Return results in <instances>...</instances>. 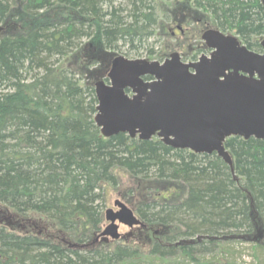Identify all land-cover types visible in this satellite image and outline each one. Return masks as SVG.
Masks as SVG:
<instances>
[{"label":"trees","instance_id":"obj_1","mask_svg":"<svg viewBox=\"0 0 264 264\" xmlns=\"http://www.w3.org/2000/svg\"><path fill=\"white\" fill-rule=\"evenodd\" d=\"M14 2L0 0L6 29ZM19 2L18 12L31 16L30 23L0 33V202L22 215L52 219L73 241L2 226L0 264H201V254L227 250L236 241L264 250L252 235L253 215L264 223V138L226 137L230 164L216 151L173 147L156 135L142 139L121 131L105 136L94 120L95 81L83 80L81 65L65 62L94 35L106 50L121 42L128 51L140 48L157 33L158 0ZM184 4L207 12L217 28L233 31L248 48L262 49L261 0ZM52 9L64 13L42 17ZM118 168L143 188L144 196L132 199L148 225L143 229L149 234L153 227V237L143 235L151 244L147 250L90 238L102 227L103 188L119 184Z\"/></svg>","mask_w":264,"mask_h":264},{"label":"water","instance_id":"obj_2","mask_svg":"<svg viewBox=\"0 0 264 264\" xmlns=\"http://www.w3.org/2000/svg\"><path fill=\"white\" fill-rule=\"evenodd\" d=\"M201 38L211 51L195 59L178 51L161 61L116 55L105 78L94 82V120L102 134L156 135L173 147L216 151L230 164L226 137L264 138V37L260 51L215 27L204 29ZM114 204L117 209H105L108 222L100 234L116 238L119 223H143L123 201Z\"/></svg>","mask_w":264,"mask_h":264},{"label":"rangeland","instance_id":"obj_3","mask_svg":"<svg viewBox=\"0 0 264 264\" xmlns=\"http://www.w3.org/2000/svg\"><path fill=\"white\" fill-rule=\"evenodd\" d=\"M120 1L122 0H114V3ZM186 1L187 0H158V9L161 16L157 33L152 37L147 38L146 43L140 48H132L128 51V44H123L121 42L118 44V48L116 47L111 51L106 50L102 44L99 45V41L94 35L89 38H84L80 47L72 54L68 55L65 62L74 67L77 66L78 68H80L79 66L81 65L83 80L93 82L103 78L104 74L108 72L111 66L112 59L116 55H124L129 58L144 57L161 61L170 52L178 51L182 57L186 56L187 60L193 59L191 54L196 52L201 44L204 43L201 38L202 31L208 27L216 28V26L207 12L195 9L191 6L187 7L184 4ZM18 11H21V5L19 0H15L12 10L6 20L8 29H6L4 23H2L5 27L4 29L7 31L10 29L15 32L20 31L24 27H19L18 23H30L32 17L29 15H24L22 17V14ZM44 13L45 15L42 17L48 18L60 15L61 13H64V10L52 9L47 10ZM224 32L234 33L233 31ZM263 37L264 35L261 39ZM148 49H153V54H149ZM160 54L165 56L160 58V56H158ZM116 172L119 177V184L117 186L107 184L103 188L106 197L104 213L107 207H113L114 209L118 208V206L114 204L115 199L123 201L127 206L134 210L133 205L136 200L134 201V199H132L133 196L138 194H141V197L144 196V193H142L143 188L137 184L129 172L121 168H118ZM153 192H155L154 188L151 189V193ZM135 214L138 216L136 211ZM253 219L254 231L252 235L258 242L264 244V223L256 214L253 215ZM107 222L108 220L105 219L104 215L101 229L90 237L93 238L95 235L97 244L100 242L109 244L113 241H126L145 250L150 247V242H146L148 238L146 240L143 239V235L146 234L149 238L153 237V234L151 233L153 227L150 225L151 229L149 228L148 234L147 230L143 229L148 228L147 224H143L144 222L142 224L136 223L132 226L119 223V236L114 238L110 235L100 234ZM2 226L19 233L35 231L40 235L48 236L63 243L73 241L72 235L67 231L62 230V228H60L52 219L41 216L37 213L22 215L5 203L0 202V227ZM155 231L157 232L158 230L156 229ZM158 235L161 240H164V232L161 231ZM137 236L140 239L139 241H137ZM199 259L202 262L201 264H264V250L258 248L254 249L248 242L236 241L231 243L227 250H222L220 252H206L201 254ZM147 264H158V261L156 260L153 263L147 262ZM174 264H178V261ZM187 264L196 263L190 262Z\"/></svg>","mask_w":264,"mask_h":264},{"label":"flooded vegetation","instance_id":"obj_4","mask_svg":"<svg viewBox=\"0 0 264 264\" xmlns=\"http://www.w3.org/2000/svg\"><path fill=\"white\" fill-rule=\"evenodd\" d=\"M217 28V27H216ZM210 51H211V48H209L207 45H206V43L204 42L203 44H201V46H200V54L199 55H201V54H209L210 53ZM183 58H186V57H183ZM187 59V58H186ZM105 78V77H104ZM145 78H147L146 76H145ZM126 91L129 93V94H131V90H130V88H126Z\"/></svg>","mask_w":264,"mask_h":264}]
</instances>
